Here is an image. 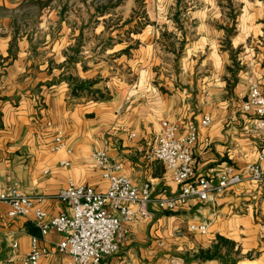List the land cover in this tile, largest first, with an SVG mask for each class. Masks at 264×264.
Returning a JSON list of instances; mask_svg holds the SVG:
<instances>
[{
    "label": "crops",
    "instance_id": "1",
    "mask_svg": "<svg viewBox=\"0 0 264 264\" xmlns=\"http://www.w3.org/2000/svg\"><path fill=\"white\" fill-rule=\"evenodd\" d=\"M53 2L0 0V192L17 183L41 196L49 219L67 211L57 194L68 180L106 189L90 157L105 149L137 186L150 183L153 198L174 195L163 164L147 158L164 120L197 126L196 175L264 167L256 116L242 110L250 80L264 93V0H128L131 12L111 26L104 14L88 24ZM58 132L63 145L54 149ZM145 209L100 264H230L200 254L217 235L235 244V264H264L263 181L172 212L153 202ZM7 213L0 203V264H22L33 237L48 251L37 264H66L59 233L41 235L32 215ZM194 219L205 232L188 229Z\"/></svg>",
    "mask_w": 264,
    "mask_h": 264
},
{
    "label": "built area",
    "instance_id": "2",
    "mask_svg": "<svg viewBox=\"0 0 264 264\" xmlns=\"http://www.w3.org/2000/svg\"><path fill=\"white\" fill-rule=\"evenodd\" d=\"M242 110L253 112L256 116L253 129L262 133L264 144V93L255 80L249 81ZM209 123L210 117L203 116L201 125L208 126ZM196 140L197 126L190 124L183 130L179 123L164 120L156 145L148 151L147 158L162 163L176 184L178 190L174 195L161 191L158 197L153 198L150 183L137 186L121 172L119 162L111 160L105 149H99L93 151L90 157L102 179L107 181L104 191L68 180L57 194L67 211L49 219H46L43 208L38 206L42 197L26 195L17 183L0 192V203L8 206L7 214L10 217L32 215L41 235L51 229L59 233L61 239L56 244V250L67 256L66 264H100L125 240L138 215H150L145 209L148 203L153 202L164 212H172L190 199L207 201L242 181L264 182V167L260 162L247 164L242 170H235L231 166L213 167L206 175H196L192 153ZM55 143L54 149L63 145L61 132L57 133ZM263 155L264 147L261 148L259 160ZM62 164L68 163L62 161ZM187 227L191 231H206L205 222L198 219L191 220ZM13 247H16L15 243ZM46 255L48 251L39 247L37 239L33 237L22 264H37Z\"/></svg>",
    "mask_w": 264,
    "mask_h": 264
},
{
    "label": "rangeland",
    "instance_id": "3",
    "mask_svg": "<svg viewBox=\"0 0 264 264\" xmlns=\"http://www.w3.org/2000/svg\"><path fill=\"white\" fill-rule=\"evenodd\" d=\"M55 5L60 6L61 11H66L72 15L83 14L87 16L89 23L95 22V16L104 14L105 24L108 26L117 25L121 17L126 16L131 12L127 6L128 0H53ZM141 4L142 0H136ZM132 9V8H131ZM134 11V10H133ZM137 13L140 12V7H137ZM120 18V19H119ZM242 264H253L245 261Z\"/></svg>",
    "mask_w": 264,
    "mask_h": 264
},
{
    "label": "trees",
    "instance_id": "4",
    "mask_svg": "<svg viewBox=\"0 0 264 264\" xmlns=\"http://www.w3.org/2000/svg\"><path fill=\"white\" fill-rule=\"evenodd\" d=\"M234 246L235 244L233 242L217 235L215 244H213V246L209 249L201 250L200 254L205 259L219 258L224 259L227 263L235 264L236 259L231 256ZM222 249H225L224 253H222ZM238 252L239 250L236 249L235 254ZM247 257L250 258V255Z\"/></svg>",
    "mask_w": 264,
    "mask_h": 264
}]
</instances>
